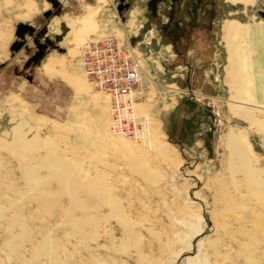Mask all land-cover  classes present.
Wrapping results in <instances>:
<instances>
[{"label": "rangeland", "instance_id": "rangeland-1", "mask_svg": "<svg viewBox=\"0 0 264 264\" xmlns=\"http://www.w3.org/2000/svg\"><path fill=\"white\" fill-rule=\"evenodd\" d=\"M14 1L22 14L0 18V264H264V204L248 171L232 178L225 143L245 134L264 183V135L229 111L260 90L235 94L228 45L255 50L227 31L264 22V0H157V14L150 0ZM107 37L141 64L144 135H115L109 96L81 73L82 53Z\"/></svg>", "mask_w": 264, "mask_h": 264}, {"label": "bare ground", "instance_id": "bare-ground-1", "mask_svg": "<svg viewBox=\"0 0 264 264\" xmlns=\"http://www.w3.org/2000/svg\"><path fill=\"white\" fill-rule=\"evenodd\" d=\"M98 1L100 3L103 0H98ZM228 1L231 4H240L243 6H251V7L256 5L257 2V0H228ZM97 12L98 11L94 10V8L92 9V7H89L86 10V14L79 21H77L79 28L77 29L76 32L77 35L74 38L75 43L79 44L78 42H81V39L85 36V34H87L92 29L94 16ZM227 31L230 34L229 37L231 38H236V37L240 38L241 36V39L242 38L245 39L246 43H249L250 41V43L252 44V49L255 50V55H253L252 52L248 51L247 44L245 46H239L238 44L235 45L232 43L228 45L229 52L231 55V60L233 62V66L235 69V74L233 76L234 79L232 80L234 84L233 86L231 85V87H234V92L237 96H239V94H242V92L247 93L246 95L249 96L250 91L254 92L252 90L254 89V83L256 82L259 84L258 90H260V94L258 96L259 100L257 99L258 101H256V99L253 97L251 98V100L237 98L238 100L236 101V103L238 105L230 106L229 111L234 117L242 120L250 128L254 129L257 133L264 135V120L262 119L261 116L257 115V113H261L264 111V22H257L256 24L244 26V28L242 29L244 34L241 30H239L241 32L238 31L236 24L228 23ZM110 39L111 38L108 37L102 38L97 40L96 42L91 43L85 49V51L82 53L80 57L81 58L80 68H81V73L84 75L88 83H90V85H92L97 91L101 93H105L109 96L111 102V121H112V100H114L112 98V94L109 93L110 91H105L104 89L100 90L95 86L94 82L88 78V75L84 69V65H83L84 63L82 61L83 55L87 50H90V47H93L94 45H98L99 43L107 40L109 41ZM120 48L122 49L124 47H120ZM125 50L127 52V55L130 57V59L131 56L134 58L131 59V61L133 62L134 65H137L138 67L135 70L136 73L134 71L135 73L134 80L137 83L135 84L133 91L132 90L130 91L129 98L131 101V108H132L131 111L133 112L135 117L140 119L141 123H138V125L134 127L133 131H128V129L123 131L122 128H117V127L113 128L112 124H111V128L115 135L136 137L137 135H144L143 133H145L146 127L148 126V119L146 117L138 116L134 111L136 90L138 85L140 84V80L143 75V70L140 62L135 58L134 51L130 50L129 48L128 49L125 48ZM43 66H44L43 67L44 73L48 76H53L54 70H53L52 61L48 60V62L45 63V65ZM229 66H231L232 68V65ZM60 76L70 84L77 82L74 81L73 78L64 75V73L61 74ZM115 95H119V94L116 93ZM230 96L232 97V95ZM233 100L236 99L233 98ZM225 143H226V150L228 153V157H227L228 166L232 170L231 173L232 178L235 174V172L233 173V171H236L237 172L236 174H238L239 169L242 170L244 169L248 171L249 174L247 173L248 176L246 177L247 179L250 178L248 181H250L251 183V185H249V182H247V185L251 186V187L247 186L250 188V189L247 188V190L249 189L248 193L250 196L253 197V199H255V201L258 204H264V183L260 175L256 171L254 172L252 170L253 155L251 153V147L247 142V138L245 134H243L242 132L229 131ZM229 168L228 170L230 171ZM255 220H257V217Z\"/></svg>", "mask_w": 264, "mask_h": 264}, {"label": "built area", "instance_id": "built-area-1", "mask_svg": "<svg viewBox=\"0 0 264 264\" xmlns=\"http://www.w3.org/2000/svg\"><path fill=\"white\" fill-rule=\"evenodd\" d=\"M110 40L94 45L85 52L82 57L84 69L98 89L110 91L112 94L113 128L133 131L134 127L141 123L131 111L129 98L130 91H133L137 83L134 76L138 67L133 64L131 59L134 58L131 56L130 59L125 48H120L121 44ZM116 93L119 95H115Z\"/></svg>", "mask_w": 264, "mask_h": 264}, {"label": "crops", "instance_id": "crops-1", "mask_svg": "<svg viewBox=\"0 0 264 264\" xmlns=\"http://www.w3.org/2000/svg\"><path fill=\"white\" fill-rule=\"evenodd\" d=\"M17 1L12 0H0V18L4 19L6 21V26L8 27V20L9 21H16V17L19 14H22L18 12L19 9L17 7ZM4 12H7V15L4 16ZM11 15H10V14ZM13 23V22H12ZM3 26V25H2ZM2 26H0V30H2ZM6 35V36H5ZM11 35H13V32H11ZM9 36V30L7 29V33H4L0 31V64L3 62H6L9 60L10 53L8 51V46L10 39H8Z\"/></svg>", "mask_w": 264, "mask_h": 264}, {"label": "trees", "instance_id": "trees-1", "mask_svg": "<svg viewBox=\"0 0 264 264\" xmlns=\"http://www.w3.org/2000/svg\"><path fill=\"white\" fill-rule=\"evenodd\" d=\"M148 4L150 6L151 11H154L155 12L154 14H157V4H158V1L157 0H150ZM152 7H153V9H152ZM170 25H167V26L170 27ZM168 27L165 26L164 28H168ZM164 35L165 36H169V35L171 36V34H169L168 32H165ZM180 37H182V36H180Z\"/></svg>", "mask_w": 264, "mask_h": 264}, {"label": "flooded vegetation", "instance_id": "flooded-vegetation-1", "mask_svg": "<svg viewBox=\"0 0 264 264\" xmlns=\"http://www.w3.org/2000/svg\"><path fill=\"white\" fill-rule=\"evenodd\" d=\"M63 29H64V30H67L68 28H65V27H64Z\"/></svg>", "mask_w": 264, "mask_h": 264}]
</instances>
